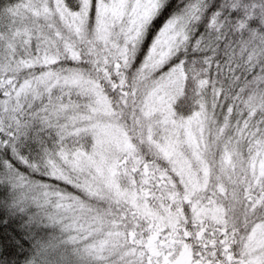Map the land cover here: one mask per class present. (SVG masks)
<instances>
[{"label": "snow or ice", "instance_id": "1", "mask_svg": "<svg viewBox=\"0 0 264 264\" xmlns=\"http://www.w3.org/2000/svg\"><path fill=\"white\" fill-rule=\"evenodd\" d=\"M0 264H264V0H0Z\"/></svg>", "mask_w": 264, "mask_h": 264}]
</instances>
